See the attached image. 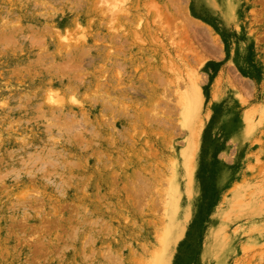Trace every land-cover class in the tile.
<instances>
[{
    "label": "rangeland",
    "instance_id": "1",
    "mask_svg": "<svg viewBox=\"0 0 264 264\" xmlns=\"http://www.w3.org/2000/svg\"><path fill=\"white\" fill-rule=\"evenodd\" d=\"M0 264H264V0H0Z\"/></svg>",
    "mask_w": 264,
    "mask_h": 264
}]
</instances>
